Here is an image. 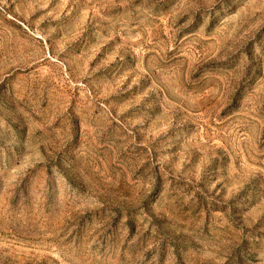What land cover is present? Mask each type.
Segmentation results:
<instances>
[{
    "label": "rangeland",
    "instance_id": "obj_1",
    "mask_svg": "<svg viewBox=\"0 0 264 264\" xmlns=\"http://www.w3.org/2000/svg\"><path fill=\"white\" fill-rule=\"evenodd\" d=\"M0 264H264V0H0Z\"/></svg>",
    "mask_w": 264,
    "mask_h": 264
}]
</instances>
